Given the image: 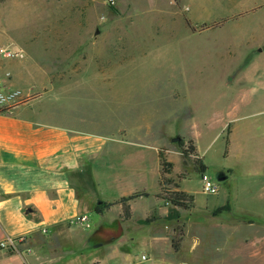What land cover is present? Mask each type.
Instances as JSON below:
<instances>
[{
    "label": "rangeland",
    "instance_id": "obj_1",
    "mask_svg": "<svg viewBox=\"0 0 264 264\" xmlns=\"http://www.w3.org/2000/svg\"><path fill=\"white\" fill-rule=\"evenodd\" d=\"M235 2L229 7L218 6V0L0 2V45L25 55H0L1 60L30 65L35 59L47 66L55 65L48 56L59 55L61 72L70 66L58 77L53 66L50 77L34 67L22 75L19 86L24 93L38 94L31 101L42 108L36 116L63 119L84 132L116 133L134 147L137 143L143 154L138 159L151 171L145 188L156 197L149 200L155 205L150 204L146 214L138 211L134 216H157L153 228L177 231L171 235L173 243L181 244V232L188 228L198 231L189 235L182 257H168L164 264H264L262 256L254 260L243 246L255 228L241 229L227 239L216 216L206 212L214 200L227 201L228 183L217 179L221 169L256 170L264 176V21L254 15L225 18L219 25L209 22L224 9L234 11L239 0ZM65 55L70 59L64 60ZM180 139L191 141L195 152L186 157ZM131 148L126 145L124 154ZM160 150L173 165L171 174L161 172ZM199 157L219 184L217 194L202 190ZM174 183H182L195 204L192 210L179 209V218L169 219L174 207L166 196L176 190ZM89 216L91 231H104L115 222L117 208L104 218L94 212ZM147 228L138 229L141 241L134 252L139 258ZM193 237L198 242L195 255L189 249Z\"/></svg>",
    "mask_w": 264,
    "mask_h": 264
},
{
    "label": "crops",
    "instance_id": "obj_2",
    "mask_svg": "<svg viewBox=\"0 0 264 264\" xmlns=\"http://www.w3.org/2000/svg\"><path fill=\"white\" fill-rule=\"evenodd\" d=\"M21 1V5H25V0ZM235 3V0H218L217 5L229 7ZM238 4L232 12L221 9L223 11L209 22L219 25L225 18L226 21L243 20L254 15H258L257 21H264V0H239ZM63 59L68 60L70 56L65 55ZM48 60L55 65L46 66L35 59L30 65L0 59V91L4 94L18 92L14 99L0 101V109L4 110L0 113V241L7 237L23 238L13 248L0 247V264H164L168 257H182L189 235L191 232L198 234L197 230L186 229L180 248L176 250L171 235L177 231L156 230L153 225L157 219L142 224L140 220L149 216H134L138 211L146 214L149 205H155V200L150 204L149 200L156 197L155 191L151 193L145 188L151 171L149 165L138 159L143 158V154L137 143L134 147L116 133L84 132L63 119L52 121L38 117L42 108L31 103L38 94L24 93L19 80L28 67L48 77L54 73L52 66L59 71L57 77L70 71L67 65L61 72V66L56 64L60 61L59 55H50ZM227 139L225 153L229 157L233 144L231 130ZM126 145L132 148L125 155ZM204 164L209 168L206 162ZM221 171L228 175L227 201L217 203L214 200L206 212L216 216L215 223L227 239L241 229L255 228L254 234L245 237L243 246L249 249L254 260L264 258V206L260 204L264 202V176L256 170L237 171L232 167ZM182 183L179 189L190 193ZM138 191H146L149 195L130 202L132 216L128 220L122 218L120 204L102 214L95 212V207L102 202H115ZM227 203H230L228 213H214ZM113 208H117L115 222L104 231H91L89 213L104 218ZM219 215L222 218H218ZM80 216H86L87 221H78ZM145 225L148 232L139 258L134 245L141 241L138 229ZM97 232H102L104 237L98 238ZM193 238L189 249L195 255L198 242L197 237Z\"/></svg>",
    "mask_w": 264,
    "mask_h": 264
},
{
    "label": "trees",
    "instance_id": "obj_3",
    "mask_svg": "<svg viewBox=\"0 0 264 264\" xmlns=\"http://www.w3.org/2000/svg\"><path fill=\"white\" fill-rule=\"evenodd\" d=\"M3 0H0V2ZM4 110L0 109V113L3 112ZM229 140L227 139V146H228ZM179 147L183 154L187 157L190 156L192 153L195 152V146L194 144L189 141L186 142L184 139L179 140ZM227 152V150H226ZM159 161H160V166H161V172L162 174H171L173 171V165L170 161H168L167 156L164 152V150L159 151ZM197 163L200 165V172L203 173L208 170V166L204 164L203 159L201 157L198 158ZM181 179H186V176L184 175H179L178 176ZM174 186L176 187V190L171 191L168 193L166 196V199L173 205L172 212L169 214L168 218L173 219V218H179L180 217V211L179 209H184V210H192L194 208L195 204V197L193 194H190L186 191L180 190V186L177 183H174ZM149 195L148 192L146 191H138L134 192L133 194L129 196H123L119 200L115 202H102L101 204L97 205L95 207V212L102 214L106 210L110 209L112 206L116 204H120L122 206V218L124 220H128L132 216V211H131V204L130 202L138 197L142 196H147ZM230 210V203H227L226 205L217 208L214 213H220L223 211L228 212ZM157 219V216H149L146 219L140 220L142 224H149ZM181 236L184 235V232H181ZM173 246L176 250H179L180 244L174 242Z\"/></svg>",
    "mask_w": 264,
    "mask_h": 264
},
{
    "label": "built area",
    "instance_id": "obj_4",
    "mask_svg": "<svg viewBox=\"0 0 264 264\" xmlns=\"http://www.w3.org/2000/svg\"><path fill=\"white\" fill-rule=\"evenodd\" d=\"M109 3H115L116 0H107ZM0 55L4 58H14V57H22L24 52L22 50H13L9 45H0ZM2 83V78L0 77V84ZM18 92H11L9 94H4V92L0 91V101L12 100L16 97ZM202 180V190L207 194H217L219 191V184L214 180V178L207 172L201 173ZM78 221H87L86 216L78 217ZM89 226V224H88ZM23 240V238H11L7 237L0 241L1 248H13L17 242ZM145 258V256H144Z\"/></svg>",
    "mask_w": 264,
    "mask_h": 264
},
{
    "label": "water",
    "instance_id": "obj_5",
    "mask_svg": "<svg viewBox=\"0 0 264 264\" xmlns=\"http://www.w3.org/2000/svg\"><path fill=\"white\" fill-rule=\"evenodd\" d=\"M228 175L223 172V171H220L218 174H217V179L219 181H225L227 179Z\"/></svg>",
    "mask_w": 264,
    "mask_h": 264
}]
</instances>
